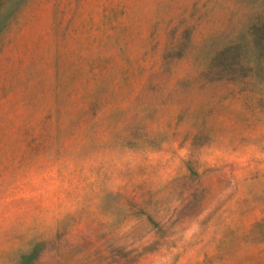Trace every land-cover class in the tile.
Instances as JSON below:
<instances>
[{
    "label": "rangeland",
    "instance_id": "obj_1",
    "mask_svg": "<svg viewBox=\"0 0 264 264\" xmlns=\"http://www.w3.org/2000/svg\"><path fill=\"white\" fill-rule=\"evenodd\" d=\"M0 264H264V0H0Z\"/></svg>",
    "mask_w": 264,
    "mask_h": 264
}]
</instances>
